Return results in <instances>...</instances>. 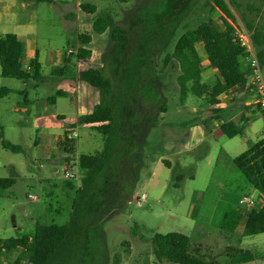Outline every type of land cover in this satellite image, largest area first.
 Here are the masks:
<instances>
[{
	"label": "rangeland",
	"instance_id": "obj_1",
	"mask_svg": "<svg viewBox=\"0 0 264 264\" xmlns=\"http://www.w3.org/2000/svg\"><path fill=\"white\" fill-rule=\"evenodd\" d=\"M162 1L53 0V3L36 4L24 16L30 18V22L24 21L17 29L12 25H0V34H4V31L10 34L15 31L30 34L41 57L62 52L67 57L69 49L75 52L79 47L88 48L93 57L84 68H101L106 78L113 79L118 62L123 65L128 61L140 39L153 27L152 14L158 11ZM236 2L238 8L229 7L236 27H244L243 19L255 24L264 23V0ZM80 3L93 4L96 11L93 14L84 13L79 9ZM210 3L211 0H193L172 38L162 48L159 45L151 48V86L143 90V99L135 103L138 106L135 116L140 121L136 125L138 137L130 153L133 161L127 163H130V170L126 174L129 183L117 203L107 207L108 213L95 226L86 230L80 242V250L70 264H153L151 237L155 233L170 232L182 233L200 242L217 256L224 246L234 245L240 239L241 247L259 255L255 261L245 264H264V233L239 237L244 218L233 235L220 233L219 226L227 211L221 209V203L213 207L214 217L208 227L194 228V221L200 223L201 220L198 216L195 219L188 217L200 203L198 200L201 194H213L220 187L233 191L235 195L251 196L261 201V193L252 188L234 168L228 172L224 181L220 182L216 175L221 167L218 163L222 160L219 158L220 151L236 156L263 138L264 113L256 114L245 126L242 135L233 138L223 135L215 141L210 139L207 143L208 152H204L202 144L193 148L191 145L198 139V135L192 130V121H203L220 115L235 116V113L215 112L216 106L207 103V89L199 97L187 91L185 99L180 101V70L171 61L164 65L165 55L171 53L175 41L186 29L194 28L210 17L221 25ZM104 12L110 13L114 23L127 31L128 38L121 40L120 44L112 42L110 29L102 34L92 30L93 20ZM86 33L90 34L91 42L84 45L78 40V35ZM196 49L204 65L201 83L212 84L216 71L208 67L202 46L197 44ZM71 58L74 68L67 69L64 78L52 75V70L58 68L56 65L43 63L39 71L42 83L37 87H33L32 79L22 82L15 78L0 77V89L24 90L27 98L35 105V112L41 117L40 121L33 123L19 111L18 103L25 95L12 92L0 97V125L4 138L23 149L22 153H12L0 146V178H14L10 188L0 189L2 241L29 234L36 223L66 222L75 190L81 185L78 155L93 154L103 148L102 136L90 127L79 124L67 128V131H76L77 137L73 140L61 137L58 143L54 142L53 147L48 149H45L44 144L40 147L34 144V141L37 144L45 141L42 128L56 127L63 123L57 116L69 124L75 120L77 108L89 112L98 102L99 93L95 88L82 81L77 82L75 56ZM148 80L149 76L141 82L147 83ZM57 90H64L66 97H58L52 105L46 98ZM252 93L248 96L250 99ZM222 99L228 101L224 97ZM65 173L71 177L66 178ZM67 181L72 184L71 188L66 185ZM109 189L107 182L99 188L101 194ZM142 194L145 199L137 204L136 198ZM28 195L35 199H30ZM209 197L212 201L216 199L213 195ZM95 205L91 201L89 208ZM201 208H206V204H202ZM233 208L232 204L230 209ZM199 230H202L203 236ZM218 259L224 260L220 256ZM0 264L29 263L20 248H13L5 256L0 253ZM159 264L174 263L163 261Z\"/></svg>",
	"mask_w": 264,
	"mask_h": 264
},
{
	"label": "trees",
	"instance_id": "obj_2",
	"mask_svg": "<svg viewBox=\"0 0 264 264\" xmlns=\"http://www.w3.org/2000/svg\"><path fill=\"white\" fill-rule=\"evenodd\" d=\"M34 2L53 3V0ZM192 2L193 0H163L158 11L152 14L153 27L140 39L130 59L123 65L118 62L113 79L106 78L101 68L88 66L79 71L78 79L95 88L99 93V100L93 110L80 115L77 122L89 125L99 133L103 139V148L93 154L78 155L77 163L82 173L81 185L75 190L67 221L62 224L54 221L46 224L36 223L27 235L6 241L0 240L2 255H7L13 248H20L29 264H70L80 250V242L86 230L95 226L108 213L107 207L116 204L122 197L129 183L126 174L130 170V163H127L133 161L130 153L138 137L136 125L140 120L135 116L138 110L135 103L143 99V90H148L151 86L150 50L158 45L161 48L165 46ZM210 6L212 12L220 19L221 25L210 17L194 28L186 29L175 41L171 53L165 55L164 65L171 61L179 68L181 75L178 82L182 88L180 94L185 96L187 91H191L199 96L207 89V103L213 106L218 104L220 95H225L230 90L243 89L247 83L248 87L251 86L249 69L241 63L245 51L234 38L235 19L229 8H238V3L236 0H211ZM79 9L87 14L96 11L95 5L90 3H80ZM243 25L250 33L254 53L264 70V23L255 24L243 19ZM107 29H110V38L115 45L128 38L127 31L114 23L110 13L104 12L93 20L92 30L96 34H102ZM78 40L87 45L91 42V36L88 33L80 34ZM197 44L204 49L208 67L216 71L212 84L201 83L204 65L198 55ZM22 54L23 45L20 41H15L13 53L9 54L7 40L0 37V77L15 78L22 74L23 77L35 78L38 74L37 61L33 59L30 62L33 73L30 75L27 70L21 69ZM72 56L78 61H85L90 58L91 50L79 47L75 52L68 53L63 67L57 71L59 74H62L63 68H66L65 63L69 62ZM147 75L148 82L142 83ZM10 92L12 91L8 88H1L0 97ZM65 95V92L58 90L47 100L54 102L57 97ZM214 111L219 109L215 108ZM243 131L242 126L229 121L223 122L218 129L220 134L228 138L242 135ZM68 132H64V140ZM0 146L12 153L23 152L21 146L4 138L1 125ZM219 158L227 163L232 162L255 190L264 193V136L234 158L228 157L222 151ZM106 182L110 189L101 194L99 188ZM13 184V177L0 178L1 190L8 189ZM66 185L72 187L68 181ZM91 201L96 205L89 208ZM243 218L245 222L239 237L264 233V201L259 207L254 206L246 211L227 210L219 226L220 233L233 235ZM150 243L153 264L163 261L174 264H244L254 261L257 257L256 253L239 246L240 239H237L234 245L222 248L219 256L224 258L223 261L200 242L193 241L182 233H155Z\"/></svg>",
	"mask_w": 264,
	"mask_h": 264
},
{
	"label": "crops",
	"instance_id": "obj_3",
	"mask_svg": "<svg viewBox=\"0 0 264 264\" xmlns=\"http://www.w3.org/2000/svg\"><path fill=\"white\" fill-rule=\"evenodd\" d=\"M35 6H36V3L34 2V0H0V25H2V26L12 25V26H14V29H17L19 26H21V23L22 24L24 23V21L29 23L30 18H28V17L25 18L24 16L27 12L32 11ZM22 17L24 18V20ZM3 33L4 34H2V35L0 34V37H4L7 40L8 53L9 54L13 53L15 41H20L22 43L23 54H22V58L20 60V66H21V69L23 71L27 70L28 73L30 75H32L33 73H32V69L30 68V62L34 59L37 61V64H38V74L35 76V78L23 77L22 74H19V76L15 77L16 80H20L22 82H25L29 79H32L34 81L33 87H37L40 83H42V77L40 76L39 71H40L43 63H52V64L56 65L58 68L52 70V75H57L60 78L66 77L65 72L67 71V69L72 68V70H73V68H74L72 66L73 60L71 58L69 60V62L65 63L66 68H63L62 74H59V72H57V71H58V69L63 67V62L65 59V56L63 55L64 52H62L59 55H57V54H45L43 57H41L39 52L35 48L34 41L32 40V37L30 36V34H27L24 32H18V31H15L14 34L6 33L5 31ZM92 57H93V54L91 51V56L88 60L78 61L75 58V71L77 73L76 74L77 82L80 81L78 79L79 71L86 69V67L84 68V66L88 65V63L90 62ZM27 65L29 66L28 69H26ZM1 78H3V77H1ZM4 88H6V87H4ZM8 89H10V88H8ZM10 90L12 92L18 93L19 95H21V94H22V96L25 95V91L22 89H20V90L10 89ZM59 91L65 92L64 90H59ZM12 92H10V93H12ZM249 92L251 93L252 90L250 87H248V83H247V86L243 89L230 90L227 94L223 95L222 97H220L221 95L218 97L219 102L215 106L217 109H219V111H218L219 114L226 113V111H231L232 114H233V112L235 113L234 114L235 116H233V115L232 116H221L220 115V116H215V117H209L208 119H204L203 121H197L196 119L194 122L192 121V124H193L192 130H195V134L198 135V139L192 143L191 147H193V148L199 147L202 144V145H204V152H208V149H209V145L207 144L208 141L210 139L215 141L217 139H220L221 136H223V134H220L218 132V129L223 122L229 121V122H232L236 125L242 126L244 129L245 126L250 123V121L252 120V118L256 114L261 113L259 108H257L258 106L255 102L254 93H252V96L250 99L248 97L250 95ZM10 93H8V94H10ZM65 94H66V92H65ZM7 95H5V96H7ZM193 95H195V94H193ZM195 96H198V95H195ZM225 96H228V97H225ZM61 97H66V95L61 96ZM185 97H186V95L183 96L182 94H179L180 101H183L185 99ZM223 97L226 98L228 101L227 102L224 101V99H222ZM83 98H84V101L86 102L85 96H83ZM47 99L48 98H46V101L48 103H50L52 105L55 104V101L49 102ZM71 100L72 99H70V102H71ZM18 104L20 106L19 111H21L26 116V119H30V121L33 123H37L38 121H40L41 117L35 112V110H36V109H34L35 105L32 103V101H30L27 98L26 95L23 96L22 101ZM71 104H73V106L75 107V104L73 101L71 102ZM94 106H93V108H94ZM93 108H92V110H93ZM225 108H228V109L225 110ZM16 109L17 108H15V110ZM89 112H86L85 110L80 111L77 108L75 120H73V122H71L69 124L65 123L60 116H57V119L61 120L63 123L57 124L56 127H50V128L44 127V128H42L43 130H41V132L43 133L45 131V133H44L45 134L44 135L45 141L43 143L39 142L38 144L34 141L35 146L40 147L41 144H44L43 146L45 147V149L53 147L54 142L56 143L58 139L63 137V133L67 130V128L69 126L73 127L75 124H79L77 122V119L80 115L87 114ZM79 125H83V124H79ZM86 126L90 127L89 125H86ZM36 132H37V130H36ZM226 155H228V154H226ZM228 157L234 158L235 156L228 155ZM218 163L221 164V167L219 168L218 175H216V177L218 178V180L220 182L225 180V178L227 177L228 172L230 170H232L233 168L235 170H237L232 162L227 163L226 161H224L222 159ZM217 167H219V166L217 165ZM212 195H213V198H216L215 201H212L210 199L209 196H212ZM241 197L242 196H238L237 194L235 195L233 191L226 190L222 187H220L219 191L215 190V192L213 194H208L206 192V194L200 195L199 200H198V203L199 202L200 203L197 205L195 203L196 207H194V210L188 214V217L191 219H195L196 216H198L199 220H201L200 223L197 220L194 221V228H196L197 226H202L203 228L208 227L209 223L211 222V220L214 217L213 207L214 206L217 207L219 203L222 204L221 209L228 210V208L230 209L231 205L233 204L234 205L233 209H240V210L246 211V210H244L238 206V201H239V199H241ZM249 198H251V196ZM260 198H261L260 202L251 198L255 201L256 207H259L262 204V202L264 201V193L260 194ZM202 204H206V208H201ZM195 209H197V210H195ZM199 232H200L201 236L204 235L202 230H199ZM241 248H243V247H241ZM243 249H245V248H243ZM258 257H259V255L257 254V257L255 258V260Z\"/></svg>",
	"mask_w": 264,
	"mask_h": 264
},
{
	"label": "built area",
	"instance_id": "obj_4",
	"mask_svg": "<svg viewBox=\"0 0 264 264\" xmlns=\"http://www.w3.org/2000/svg\"><path fill=\"white\" fill-rule=\"evenodd\" d=\"M234 38L239 46L244 49L245 53L241 57V63L245 65L250 72L249 84L252 92L255 95V102L259 107L261 113H264V70L259 65V62L254 53L250 33L244 27H236L234 30ZM69 54L73 50L69 49L67 51ZM77 137L75 130H70L66 134V139L73 140ZM66 178H70L71 175L65 173ZM30 199H35L33 196L28 195ZM145 199V195L142 194L140 197L136 198L137 204H140ZM238 206L244 210H249L255 206L253 199L249 197H242L238 201Z\"/></svg>",
	"mask_w": 264,
	"mask_h": 264
}]
</instances>
